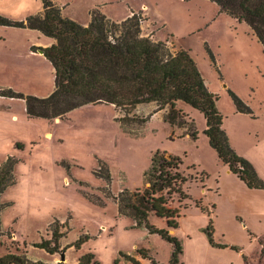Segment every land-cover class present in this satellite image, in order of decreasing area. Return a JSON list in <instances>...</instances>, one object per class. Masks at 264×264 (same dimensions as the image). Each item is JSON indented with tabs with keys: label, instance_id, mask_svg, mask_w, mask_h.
Returning a JSON list of instances; mask_svg holds the SVG:
<instances>
[{
	"label": "rangeland",
	"instance_id": "374dc122",
	"mask_svg": "<svg viewBox=\"0 0 264 264\" xmlns=\"http://www.w3.org/2000/svg\"><path fill=\"white\" fill-rule=\"evenodd\" d=\"M55 1L64 16L82 24L93 9L119 21L134 11L142 18L143 34L188 51L217 96L230 148L264 181V49L245 21L211 0ZM3 6L0 0V10ZM24 7L0 14L22 20L40 9L41 0H28ZM52 42L38 30L0 25V88L49 95L54 70L40 49ZM234 97L250 111H239ZM155 108L154 102L139 103L127 112L88 103L63 119H48L29 117L23 98L0 95V164L9 156L15 159L14 182L0 194V254L25 252L30 259L56 264L58 253L34 243L50 236L48 225L57 219L66 225L62 246L83 240L78 249L65 250L68 264L86 253L97 264L116 259L133 264L123 256L133 250L149 255L152 260L144 258L145 264H167L172 244L119 214L114 196L128 189L138 193L156 226L166 227V220L146 199L161 193L165 207L177 211L179 226L170 230L182 241V264H264V187H249L218 157L203 132L201 109L182 100L172 111ZM155 153L179 158L176 171L185 178L186 197L171 188L150 196L145 173ZM209 218L213 240L225 246L208 243L203 228Z\"/></svg>",
	"mask_w": 264,
	"mask_h": 264
},
{
	"label": "trees",
	"instance_id": "16d2710c",
	"mask_svg": "<svg viewBox=\"0 0 264 264\" xmlns=\"http://www.w3.org/2000/svg\"><path fill=\"white\" fill-rule=\"evenodd\" d=\"M211 1L215 2L221 11L245 21L264 49V0ZM41 3L42 11L29 14L22 20H13L0 14V25L38 30L54 40L49 46L41 48L43 55L53 66L54 88L44 97L25 95L11 88H0V95L23 98L29 117L48 119H63L69 111L88 103L113 104L116 108L129 112L139 103L154 102V111L167 106L172 111L176 101L182 100L202 110L205 118L203 132L210 146L216 150L218 157L228 165L230 171L249 187H264V181L258 177L252 164L230 148L222 129L223 117L216 105L217 96L208 89L188 51L173 49L166 41L154 40L151 36L143 34L142 18L134 11L119 21L98 9H93L90 21L81 24L64 16L61 6L54 0H41ZM234 101L239 111H250L237 97H234ZM191 135L195 137L196 131ZM14 163L15 159L9 156L0 164V194L14 182ZM177 168L179 158L158 153L151 157L150 167L145 173V178L152 187L150 196L154 194L153 191L162 192L171 188L181 194V197H186L181 188L185 178L178 174ZM114 197L119 214L131 217L135 226H143L149 233L158 234L172 244L173 249L167 264H182V241L170 232V229L179 226V214L175 209L165 207L161 193L157 197H149L145 202L156 216L166 220V227H159L150 222L148 210L142 207L137 192L131 193L124 189ZM3 208L4 204L0 203V238L3 235ZM201 210L204 211V208ZM211 223L212 219L209 218L203 228L208 243L211 246H225L216 244L213 240ZM65 226L55 219L48 225L50 236L42 237L34 246L49 254L59 255L71 246L78 249L82 239L62 246L61 239L65 233L61 228ZM138 252L142 257L150 258L146 252ZM123 256L129 258L133 264H141L130 254ZM117 262L116 259L115 264ZM0 264L51 263L30 259L25 252L8 251L0 254ZM56 264L68 263L59 260ZM75 264L97 262L92 253H86L79 257ZM154 264L163 263L156 261Z\"/></svg>",
	"mask_w": 264,
	"mask_h": 264
},
{
	"label": "crops",
	"instance_id": "0c3cea01",
	"mask_svg": "<svg viewBox=\"0 0 264 264\" xmlns=\"http://www.w3.org/2000/svg\"><path fill=\"white\" fill-rule=\"evenodd\" d=\"M2 1V4L4 5L0 12L3 13V14H6V15H11L9 14L11 11H16V12H19L20 10H22L24 7V5L28 2V0H1ZM55 1V0H54ZM56 3H58L57 1H55ZM61 4V3H60ZM42 3H41V7L40 9L37 11V12H40L42 11ZM28 11V10H26ZM36 12V13H37ZM28 13H31L30 11L26 12V14ZM80 23V22H79ZM82 24V23H81ZM84 24H87L84 23ZM149 35V34H147ZM151 36V35H150ZM152 37V36H151ZM51 38V37H50ZM53 40V39H52ZM54 41V40H53ZM172 234H174V232L170 231ZM131 252V255L133 257H135L137 260L140 261V263L142 262L143 264L144 263V257H141L139 255H137V253L133 250V251H130Z\"/></svg>",
	"mask_w": 264,
	"mask_h": 264
},
{
	"label": "water",
	"instance_id": "95a60500",
	"mask_svg": "<svg viewBox=\"0 0 264 264\" xmlns=\"http://www.w3.org/2000/svg\"><path fill=\"white\" fill-rule=\"evenodd\" d=\"M40 52H42L41 49H40ZM60 260H65V254H64V253H61V254H60Z\"/></svg>",
	"mask_w": 264,
	"mask_h": 264
}]
</instances>
